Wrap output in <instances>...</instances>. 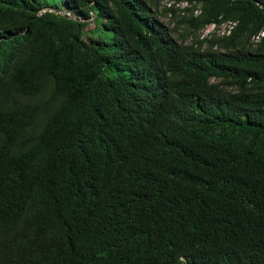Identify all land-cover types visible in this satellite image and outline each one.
<instances>
[{
    "label": "trees",
    "instance_id": "16d2710c",
    "mask_svg": "<svg viewBox=\"0 0 264 264\" xmlns=\"http://www.w3.org/2000/svg\"><path fill=\"white\" fill-rule=\"evenodd\" d=\"M60 1L0 0V264H264V0Z\"/></svg>",
    "mask_w": 264,
    "mask_h": 264
},
{
    "label": "water",
    "instance_id": "95a60500",
    "mask_svg": "<svg viewBox=\"0 0 264 264\" xmlns=\"http://www.w3.org/2000/svg\"><path fill=\"white\" fill-rule=\"evenodd\" d=\"M46 11H54V12H57V13H62V14H69L71 15L73 18H78L79 20H83V18H80L78 17L76 14L74 13H71L70 11H67L65 9H55V8H51V7H44L42 8L38 13L37 15H40Z\"/></svg>",
    "mask_w": 264,
    "mask_h": 264
},
{
    "label": "rangeland",
    "instance_id": "374dc122",
    "mask_svg": "<svg viewBox=\"0 0 264 264\" xmlns=\"http://www.w3.org/2000/svg\"><path fill=\"white\" fill-rule=\"evenodd\" d=\"M52 1H55V2L58 1V3H59L60 5H62V3H61L60 0H52ZM181 6H182V5H181ZM170 18H171V16H169V18L166 17L165 20H170ZM227 28H228V27H227L226 25H223L218 31L223 32V31H226ZM212 30H214V26H213V25H209V26L204 30V33H203V34H206V33L210 32V31H212Z\"/></svg>",
    "mask_w": 264,
    "mask_h": 264
}]
</instances>
